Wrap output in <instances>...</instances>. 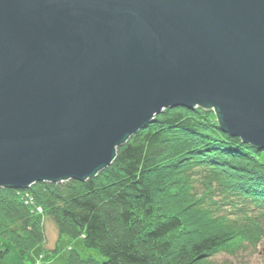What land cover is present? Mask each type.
<instances>
[{
  "label": "water",
  "instance_id": "water-1",
  "mask_svg": "<svg viewBox=\"0 0 264 264\" xmlns=\"http://www.w3.org/2000/svg\"><path fill=\"white\" fill-rule=\"evenodd\" d=\"M196 107L264 149V0H0V188L86 181Z\"/></svg>",
  "mask_w": 264,
  "mask_h": 264
},
{
  "label": "trees",
  "instance_id": "trees-1",
  "mask_svg": "<svg viewBox=\"0 0 264 264\" xmlns=\"http://www.w3.org/2000/svg\"><path fill=\"white\" fill-rule=\"evenodd\" d=\"M263 154L202 109L166 110L95 179L0 188V260L1 242L22 260L45 242L41 207L61 236L83 237L106 258L72 250L66 264H234L264 243Z\"/></svg>",
  "mask_w": 264,
  "mask_h": 264
},
{
  "label": "rangeland",
  "instance_id": "rangeland-1",
  "mask_svg": "<svg viewBox=\"0 0 264 264\" xmlns=\"http://www.w3.org/2000/svg\"><path fill=\"white\" fill-rule=\"evenodd\" d=\"M196 109H202L208 114V118H210L212 122H215L219 126L217 115L214 110H205L201 107H196L194 110L189 111H195ZM164 112L165 111H163L161 114H163ZM220 130L222 131L221 128ZM224 134L228 135L226 133ZM228 136L232 137L230 135ZM238 139H240L245 146H251L250 144L244 143L241 138ZM261 157H264V155H262ZM198 197L202 199V196ZM36 213L42 218V223L45 226V242L41 246L35 248L32 253L23 260L20 259L19 254L12 243L1 242L3 244V248L9 249V253L4 259L0 261V264H66L69 254L72 250L78 252L83 257L94 258L102 263L106 261V258L103 257L98 250L86 247L83 237L73 239L66 235L61 236L55 223L50 218H47L45 216L44 211L41 207L36 209ZM203 215L204 214L202 213H198V217H201ZM239 255L241 256H239L237 260H233L234 264H264V243L259 247L258 253L248 252L247 254L241 253ZM227 257V255L221 254L218 260L223 261L224 258Z\"/></svg>",
  "mask_w": 264,
  "mask_h": 264
},
{
  "label": "bare ground",
  "instance_id": "bare-ground-1",
  "mask_svg": "<svg viewBox=\"0 0 264 264\" xmlns=\"http://www.w3.org/2000/svg\"><path fill=\"white\" fill-rule=\"evenodd\" d=\"M166 110H170V109H165L164 111H166ZM160 115H162V114H160ZM160 115H156V117H155V121H156V119H157V117L158 116H160ZM154 123H152L151 125H153ZM150 125V126H151ZM148 128V127H147ZM146 128V129H147ZM131 139V138H130ZM129 139V140H130ZM128 140V141H129ZM251 147H253V146H251ZM118 148H120V147H118ZM254 148V147H253ZM118 150V149H117ZM257 151H259L260 153H264V149H260V150H258V149H256ZM264 155V154H263ZM116 159H117V154H116V157L114 158V161L112 162V164L111 165H109L108 167H106L105 169H101V170H99V172L94 176V177H92V178H89V179H87L86 181H89L90 179H95V178H97L99 175H100V173H102V172H104L105 170H107L108 168H110L114 163H115V161H116ZM259 159H261V160H259L261 163H263L264 164V157H260ZM68 181H70V180H68ZM68 181H64V182H62V183H65V182H68ZM74 181H76V180H74ZM86 181H78V182H80V183H85ZM34 186V185H33ZM32 186V187H33ZM18 191H28V189H26V190H18ZM29 196V195H28ZM29 197H31V196H29ZM32 200H33V205H35L36 206V203H35V201H34V199L32 198H30L29 199V202L30 203H32ZM2 260V259H1ZM0 260V261H1Z\"/></svg>",
  "mask_w": 264,
  "mask_h": 264
}]
</instances>
